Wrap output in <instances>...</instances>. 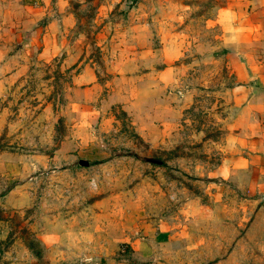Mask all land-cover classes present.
I'll return each mask as SVG.
<instances>
[{"label": "rangeland", "instance_id": "rangeland-1", "mask_svg": "<svg viewBox=\"0 0 264 264\" xmlns=\"http://www.w3.org/2000/svg\"><path fill=\"white\" fill-rule=\"evenodd\" d=\"M67 6L69 45L50 58L0 19V264H264L260 203L215 177L232 89L264 84V33L228 50L215 0ZM81 60L97 84L83 93ZM157 223L189 242L165 249Z\"/></svg>", "mask_w": 264, "mask_h": 264}, {"label": "crops", "instance_id": "crops-1", "mask_svg": "<svg viewBox=\"0 0 264 264\" xmlns=\"http://www.w3.org/2000/svg\"><path fill=\"white\" fill-rule=\"evenodd\" d=\"M17 1L18 4L16 2L12 4L7 0L5 4L0 0V19L12 22L9 28L13 29V33L19 31L21 32L19 35H23V30L25 32L28 30L30 42L33 43L34 40L39 42L40 54L44 58L55 57L64 52L69 45V40H65L66 33L75 25V17L67 6V0ZM215 1L218 4L215 20L222 31L224 46L230 51L232 49L238 52L246 51L243 43L257 35L261 37L264 33V0ZM42 20L44 22L38 24ZM0 29L5 30L2 24ZM231 61L234 64V75L238 76L239 65L234 57ZM82 62L81 60V70L73 76V82L83 85V93L96 88L97 84L91 66ZM138 78L144 81L143 77ZM252 84H248V89L239 84L232 89V127L225 137L227 145L224 146L223 159L215 177L228 179L236 176L242 183L245 193L255 197L264 212V84L261 86L262 89ZM159 89L161 90V87ZM114 94L117 97L121 96V91ZM89 102L88 98L81 99V114L84 117L92 114L91 108H87ZM141 112L144 113V110ZM142 120L144 123L151 121L145 118ZM165 224L167 223H157L152 233H148L149 236L154 234L159 237L162 247L167 249L174 246L177 249L189 242L188 235L183 229L184 223H175L177 225L172 227ZM149 236H141L140 239L144 242L153 241ZM135 239L136 243L137 238Z\"/></svg>", "mask_w": 264, "mask_h": 264}, {"label": "water", "instance_id": "water-1", "mask_svg": "<svg viewBox=\"0 0 264 264\" xmlns=\"http://www.w3.org/2000/svg\"><path fill=\"white\" fill-rule=\"evenodd\" d=\"M79 164L82 166H87L88 165V161L87 160H80Z\"/></svg>", "mask_w": 264, "mask_h": 264}]
</instances>
